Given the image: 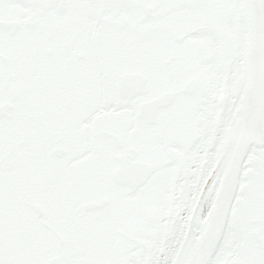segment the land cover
Returning <instances> with one entry per match:
<instances>
[{"label":"snow or ice","instance_id":"6c2138e0","mask_svg":"<svg viewBox=\"0 0 264 264\" xmlns=\"http://www.w3.org/2000/svg\"><path fill=\"white\" fill-rule=\"evenodd\" d=\"M0 264H264V0H0Z\"/></svg>","mask_w":264,"mask_h":264}]
</instances>
